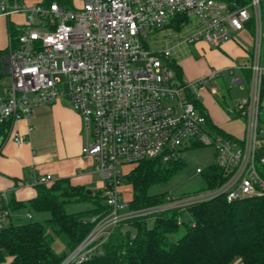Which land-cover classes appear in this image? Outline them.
I'll list each match as a JSON object with an SVG mask.
<instances>
[{"label": "built area", "instance_id": "obj_1", "mask_svg": "<svg viewBox=\"0 0 264 264\" xmlns=\"http://www.w3.org/2000/svg\"><path fill=\"white\" fill-rule=\"evenodd\" d=\"M264 0H84L68 8L56 1L26 6L18 0H0V16L25 14L17 43L2 57V71L10 81L0 93V125L29 119L36 107L60 99L68 102L81 118L90 140L81 148L96 159L101 178L105 215H94L92 229L68 251L59 264H82L94 254L113 229L130 218L153 219L157 213L179 212L181 224L188 208L218 195L227 201L264 193L257 151L264 136L259 113L263 72L259 64L262 36L261 3ZM184 16L182 27L192 25L177 44L203 39L219 46L254 23L250 82L247 95L234 105L245 120L242 138L208 127L206 113L193 101L197 89L220 71L190 82L181 81L171 65V46L160 50L145 47L147 30L170 26ZM171 27V26H170ZM171 37V35H170ZM231 73V71H230ZM232 78V81H236ZM214 92L215 89L211 87ZM190 93V94H189ZM17 144L25 136L14 135ZM196 145L214 149L215 162L224 180L215 187L175 195L166 192L161 203L130 210L122 197L120 166L144 159L169 162ZM196 167V172H201ZM51 175L37 184L49 185ZM31 218L30 213L25 215ZM11 223V213L0 203V228Z\"/></svg>", "mask_w": 264, "mask_h": 264}, {"label": "trees", "instance_id": "obj_2", "mask_svg": "<svg viewBox=\"0 0 264 264\" xmlns=\"http://www.w3.org/2000/svg\"><path fill=\"white\" fill-rule=\"evenodd\" d=\"M51 1L55 0L46 2ZM185 20L178 16L169 25L180 30ZM19 32L9 24L11 46L16 45ZM7 51L8 48L0 50V78L4 76L2 57ZM171 65L180 79V71L172 60ZM263 90L262 79L260 98ZM193 101L200 108L198 100ZM7 125H0V136H5ZM257 153L258 158L264 156V136ZM132 165L123 181L132 188V195L126 200L128 208L137 210L163 201L166 192L149 194V187L168 183L182 169L184 160L181 157L163 162L151 158ZM258 169L264 177V162L259 163ZM200 174L204 182L201 188L215 187L224 180L214 163ZM101 198L100 193L93 196L83 186H72L67 178H62L49 185L37 184L36 195L26 201L11 199L12 209L46 211L50 216L44 221L26 220L0 228V264H59L92 229L91 217L107 213L108 207ZM85 200H90L93 207L66 211V204ZM178 214L168 210L151 220L137 217L121 221L101 245V253L82 264H228L236 256L240 264H264V193L233 201H227L224 195L202 201L188 208L181 224L176 220ZM170 233L178 234L175 241L168 239ZM61 234L67 237V250L57 253L52 244L54 236Z\"/></svg>", "mask_w": 264, "mask_h": 264}, {"label": "crops", "instance_id": "obj_3", "mask_svg": "<svg viewBox=\"0 0 264 264\" xmlns=\"http://www.w3.org/2000/svg\"><path fill=\"white\" fill-rule=\"evenodd\" d=\"M18 1L26 6H32L39 3L47 4L46 1L49 0ZM55 1L68 8L81 7L84 2V0ZM25 18L23 12L0 16V50H5L9 46V24L20 29ZM189 29L190 32L187 34L193 30L188 28V31ZM254 33V23L251 20L233 38L219 46L203 39H197L193 43L177 44L174 34H170L171 38L168 39L172 47L171 60L180 71L181 81L187 82L183 76L184 71L191 80L205 77L212 70L220 71L208 84L197 89L198 102L207 115L208 127L219 133L225 134L226 131L222 127L230 129L231 123L237 118L243 120L245 130V120L237 114L234 105L248 92L250 82L248 66L252 61ZM259 64L262 67L264 83V28L260 41ZM224 76H227V80L223 78ZM233 77L237 79L234 82ZM215 81H219V85L223 88L220 100L213 95L217 89L213 84ZM211 87L215 89L214 92ZM233 87L234 94L231 93ZM259 119L260 125L264 127V90L261 96ZM5 129V136H0V203L9 208L12 224L26 221L27 213H30L31 218L33 217L31 215L33 211L26 208L12 209L9 207V202L11 199L26 201L34 197L37 179L40 176L49 174L53 182L67 178L72 186H83L86 190L101 188V178L95 169L96 159L81 153L83 145L90 140V134L83 129L78 113L64 99L36 107L29 119L10 122ZM16 134L25 136L27 142L15 143L13 136ZM225 135L237 138L230 133ZM83 202L87 204L86 208L71 210L69 213L93 207L90 200ZM75 203L78 202L71 204ZM40 213L36 212V215L43 214ZM54 242L55 237L53 248ZM54 250L57 253L63 252L55 248Z\"/></svg>", "mask_w": 264, "mask_h": 264}, {"label": "rangeland", "instance_id": "obj_4", "mask_svg": "<svg viewBox=\"0 0 264 264\" xmlns=\"http://www.w3.org/2000/svg\"><path fill=\"white\" fill-rule=\"evenodd\" d=\"M261 16H262V25H264V3H261ZM192 25H187L185 27H182L180 30H175L174 28L167 26L162 27L161 29H157L156 31H149L147 30L148 36L146 38H142V41L150 50H160L165 46H170L169 44V37L170 34L178 35L179 37H184L188 32H190V29L188 31V28H191ZM171 38V37H170ZM172 49V48H171ZM172 52V51H171ZM185 81L190 82L192 81L188 74L184 71L183 74ZM225 80H227V76L223 77ZM10 81V76L7 74H4L2 78H0V93L3 94L5 89L3 86H5ZM5 84V85H4ZM216 86V92L213 94L215 97H217L220 100V95L223 93V88L221 85H219V81H215L213 83ZM234 87L231 89V93H235ZM202 100V99H201ZM226 133H230L231 135H234L238 139L243 137V120L241 118H237V120L233 121L231 123V128L228 129V127H222ZM224 131V133H225ZM225 133V134H226ZM182 159L184 160V165L182 169L175 174L168 183H159L154 184L149 187L148 193L149 194H157L161 192H169L175 195H180L184 193H190L194 192L201 187L204 186V182L202 179V176L200 173L196 172V167H200L201 169L207 167L208 165L215 162V155H214V149L210 146H201L196 145L192 147L191 149H187L182 154ZM134 165L125 164L120 166V170L122 174L127 173L131 167ZM120 192L122 197L125 200H129L132 195V188L131 185L128 184L126 181H122L120 184ZM92 192V195H96L97 193L102 196L101 202L104 203V195L102 192V188H90L87 189ZM219 196V195H218ZM217 197V196H216ZM89 204V202H87ZM71 204V203H68ZM87 204L85 202H78L71 205H65L66 210L69 212L71 210L77 211L82 210L86 208ZM43 213V214H41ZM41 215H36V211L31 212V215L33 216L31 219L27 220H38L42 221L44 218H48L50 216L49 212L42 211ZM186 216V214L184 215ZM46 220V219H45ZM183 232V229H180L179 234ZM178 234L177 233H170L168 235V239L170 241H175L177 239ZM55 242H54V248L58 251H65L67 250V237L63 234L54 236ZM240 262V258L238 256L234 257L228 264H238Z\"/></svg>", "mask_w": 264, "mask_h": 264}, {"label": "water", "instance_id": "obj_5", "mask_svg": "<svg viewBox=\"0 0 264 264\" xmlns=\"http://www.w3.org/2000/svg\"><path fill=\"white\" fill-rule=\"evenodd\" d=\"M86 193L90 194V193H91V191H90V190H86Z\"/></svg>", "mask_w": 264, "mask_h": 264}]
</instances>
